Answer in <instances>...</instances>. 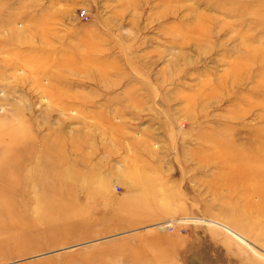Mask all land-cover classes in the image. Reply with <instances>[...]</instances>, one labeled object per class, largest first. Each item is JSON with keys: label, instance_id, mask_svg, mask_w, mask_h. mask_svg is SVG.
<instances>
[{"label": "rangeland", "instance_id": "1", "mask_svg": "<svg viewBox=\"0 0 264 264\" xmlns=\"http://www.w3.org/2000/svg\"><path fill=\"white\" fill-rule=\"evenodd\" d=\"M0 264H264V0H0Z\"/></svg>", "mask_w": 264, "mask_h": 264}]
</instances>
